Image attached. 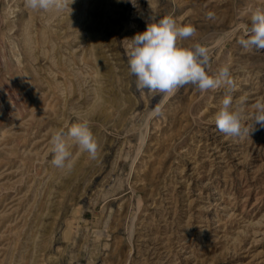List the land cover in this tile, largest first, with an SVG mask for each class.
I'll list each match as a JSON object with an SVG mask.
<instances>
[{
  "label": "rangeland",
  "instance_id": "1",
  "mask_svg": "<svg viewBox=\"0 0 264 264\" xmlns=\"http://www.w3.org/2000/svg\"><path fill=\"white\" fill-rule=\"evenodd\" d=\"M137 4L0 0V264H264V127L220 133L224 87L137 91L127 56L151 11L193 26L180 43L210 49L209 75L229 67L251 129L264 48L237 41L264 0ZM85 119L96 158L73 145L54 167L51 136Z\"/></svg>",
  "mask_w": 264,
  "mask_h": 264
},
{
  "label": "clouds",
  "instance_id": "2",
  "mask_svg": "<svg viewBox=\"0 0 264 264\" xmlns=\"http://www.w3.org/2000/svg\"><path fill=\"white\" fill-rule=\"evenodd\" d=\"M73 0H25V7L34 11L63 12ZM138 7L137 0H130ZM213 14L209 13L211 17ZM249 23L242 26L243 34L237 43L245 51L264 48V8L249 10ZM146 30L136 33L127 47L129 74L135 78L137 91L171 96L182 87L194 86L200 92L221 87L225 95L214 114V122L220 133L228 137L255 130V125L264 127V99L253 105L251 129L243 123L245 119L243 101L234 103L235 88L228 66H222L214 75H209L210 49L200 43L184 46L180 41L195 35L191 25H178L171 16L157 18L151 11ZM161 115V110H155ZM51 164L58 169L72 168L71 147L74 145L96 158L98 143L88 120L73 124L67 132L57 131L51 136Z\"/></svg>",
  "mask_w": 264,
  "mask_h": 264
}]
</instances>
